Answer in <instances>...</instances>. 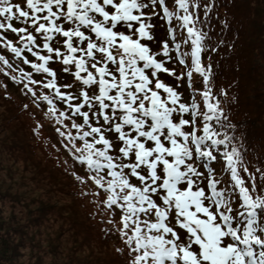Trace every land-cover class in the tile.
Returning a JSON list of instances; mask_svg holds the SVG:
<instances>
[{"label": "snow or ice", "instance_id": "obj_1", "mask_svg": "<svg viewBox=\"0 0 264 264\" xmlns=\"http://www.w3.org/2000/svg\"><path fill=\"white\" fill-rule=\"evenodd\" d=\"M216 9L0 0V90L54 141L124 264H264V167L215 83Z\"/></svg>", "mask_w": 264, "mask_h": 264}, {"label": "trees", "instance_id": "obj_2", "mask_svg": "<svg viewBox=\"0 0 264 264\" xmlns=\"http://www.w3.org/2000/svg\"><path fill=\"white\" fill-rule=\"evenodd\" d=\"M216 11L212 40L224 43L211 54L215 83L228 89L248 158L264 167V0H217ZM9 91L11 99L0 90V264H124L54 141L33 134L34 119Z\"/></svg>", "mask_w": 264, "mask_h": 264}, {"label": "rangeland", "instance_id": "obj_3", "mask_svg": "<svg viewBox=\"0 0 264 264\" xmlns=\"http://www.w3.org/2000/svg\"><path fill=\"white\" fill-rule=\"evenodd\" d=\"M205 55H206V57H207L208 54L206 53Z\"/></svg>", "mask_w": 264, "mask_h": 264}]
</instances>
